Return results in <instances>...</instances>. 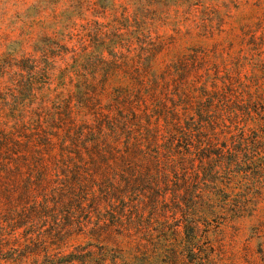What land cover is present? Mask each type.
Listing matches in <instances>:
<instances>
[{
    "label": "trees",
    "instance_id": "obj_1",
    "mask_svg": "<svg viewBox=\"0 0 264 264\" xmlns=\"http://www.w3.org/2000/svg\"><path fill=\"white\" fill-rule=\"evenodd\" d=\"M142 1L135 11L202 0ZM135 24L142 36L146 24ZM101 45L109 56L87 60L111 70L122 50ZM33 60L0 64V75L16 67L0 96V264H148L125 238L168 217L195 255L200 224L245 216L241 193L264 173L256 94L230 79L190 84L196 52L137 77H77L66 95L40 93L23 74L37 72Z\"/></svg>",
    "mask_w": 264,
    "mask_h": 264
},
{
    "label": "rangeland",
    "instance_id": "obj_2",
    "mask_svg": "<svg viewBox=\"0 0 264 264\" xmlns=\"http://www.w3.org/2000/svg\"><path fill=\"white\" fill-rule=\"evenodd\" d=\"M132 1L0 0V64L34 59L37 72L23 74L42 82L40 93L66 95L77 77H137L138 68L151 64L159 71L196 52L198 67L189 83H240L257 95L249 107L264 126V0H202L191 11L182 3L158 1L147 12L135 11ZM137 21L146 24L142 36L134 28ZM106 42L114 46L111 52L123 54L111 70L87 60L90 51L107 58L110 51L101 45ZM15 69L0 75V96ZM241 195L245 216L200 224L195 255L183 249L185 230L171 217L151 225L150 234L143 222L125 238L126 245L147 254L148 264H264V173ZM85 242L79 239L74 246Z\"/></svg>",
    "mask_w": 264,
    "mask_h": 264
}]
</instances>
